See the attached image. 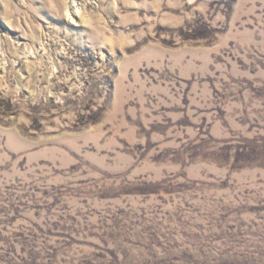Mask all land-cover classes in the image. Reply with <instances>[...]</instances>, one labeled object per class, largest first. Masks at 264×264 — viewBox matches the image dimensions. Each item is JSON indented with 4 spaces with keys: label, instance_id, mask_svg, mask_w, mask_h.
Returning a JSON list of instances; mask_svg holds the SVG:
<instances>
[{
    "label": "rangeland",
    "instance_id": "374dc122",
    "mask_svg": "<svg viewBox=\"0 0 264 264\" xmlns=\"http://www.w3.org/2000/svg\"><path fill=\"white\" fill-rule=\"evenodd\" d=\"M0 264H264V0H0Z\"/></svg>",
    "mask_w": 264,
    "mask_h": 264
}]
</instances>
